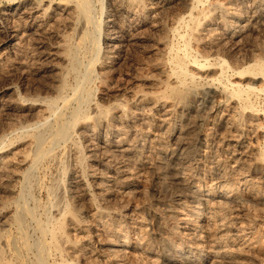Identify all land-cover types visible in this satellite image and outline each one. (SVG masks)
<instances>
[{
  "label": "rangeland",
  "instance_id": "374dc122",
  "mask_svg": "<svg viewBox=\"0 0 264 264\" xmlns=\"http://www.w3.org/2000/svg\"><path fill=\"white\" fill-rule=\"evenodd\" d=\"M251 1L203 0L199 8L207 9L212 2H220L223 3L221 10L224 14L219 10L214 17L207 15L202 18L204 25L201 27L195 28L194 22H190L188 28L181 21L182 18L189 21L194 0H91L94 8L91 15L98 21L97 25L90 26L73 0H0V264H22L7 245V238L16 230L14 215L23 208L27 211L28 206V209H34L35 218L40 217L38 221L28 218L25 227L30 238L27 241L34 244L43 236L36 221L45 223L56 216L55 201L59 202L57 198L60 196L63 205L79 209V220H74L67 213L64 234H69V237L60 243L64 250L51 253L47 264H161L155 253L145 254L133 242L150 243L155 248H161L163 236L169 234L168 209L177 205L176 193L157 184L147 164L141 161L140 153L110 152L109 155H112L106 164L101 157L107 151L98 135H105L106 130H110L105 124L94 125L91 112L98 103L110 108L124 105L122 108L126 115L129 109L137 105L136 110L133 109L136 111L134 116L138 115L139 109L146 110L150 116H159L161 106L156 99L168 93L166 88L169 84H176L170 78L173 74L171 56L173 52L180 51L187 39L192 48L190 50L201 55L210 52L214 55L210 48L227 41V46L224 45L226 49L218 56L228 62L231 69L243 70L250 63H264V27H260L263 29L260 31L259 28L252 37L245 40L239 38L240 42L236 40L238 44L229 39L230 32L236 28L235 25L230 27V23L236 22V17L245 19L247 14L248 18L251 17ZM230 9L232 12L229 13ZM86 29L91 31L93 37L96 35L94 39L100 40L99 45L86 43L98 54L97 61L92 67L89 65L90 70L82 64H87L88 58L80 46L83 45L81 37ZM209 32L211 37L207 35ZM198 37L203 39L199 45ZM210 38L214 41H209ZM74 53H77L76 57ZM188 67L189 72L196 76L216 75L214 71L204 74L201 68L192 63H188ZM86 73L91 79L87 91L91 89L78 94L74 88L80 79H85ZM231 74L232 81L241 80L259 89L264 87V79L260 76L254 80L251 73ZM203 77L191 86H201L203 83L201 88L205 90L206 80ZM229 92L231 95L230 89ZM261 92L254 95L252 101L257 112L259 110L258 123L263 128L264 88ZM205 94L203 97L208 96ZM83 101L85 114L82 112L78 124L72 127L70 135H73L68 136L70 139L62 138L54 145L47 142L43 159L35 162L37 131L50 135L54 128L69 120V117H65L73 106L77 107ZM217 101H214L215 104ZM199 104L203 106L207 103ZM209 104L204 105L200 112H208L207 108L212 106ZM236 107L230 111L235 119L239 117L240 106L237 104ZM59 114L60 118L57 117ZM143 126L147 128L145 124L138 125L141 130L145 129ZM222 131L216 132L219 133V144L223 147H227L228 143L234 144L230 139L237 135L236 131ZM260 139L263 148L264 133ZM219 156L222 163L228 165L231 162L228 154L219 153ZM82 157H85L84 160ZM257 165L260 168L262 163ZM130 170L138 176L131 187L130 182H134L125 175ZM262 175L257 173L253 179L262 182L261 186L264 187V181H260ZM245 206L236 207L238 210L234 208L230 213H233L231 218L250 223L253 227L256 225L254 228L257 232L264 225V203L248 202ZM128 213L141 217L144 233L129 230V221L125 216ZM231 218L229 220H233ZM220 233L227 232L224 230ZM263 237L264 234L260 239L264 245ZM43 240L49 238L44 237ZM123 243H131V246L126 248ZM31 250L27 252L26 259L32 264H39L35 258L36 251ZM251 256L245 261H232V264H264V256Z\"/></svg>",
  "mask_w": 264,
  "mask_h": 264
},
{
  "label": "bare ground",
  "instance_id": "6f19581e",
  "mask_svg": "<svg viewBox=\"0 0 264 264\" xmlns=\"http://www.w3.org/2000/svg\"><path fill=\"white\" fill-rule=\"evenodd\" d=\"M251 2V6L246 4L251 7V17L248 18V14L245 19L236 17V22L230 23V27L232 25L236 26V28L230 32V41H236L239 40V38L245 40V38L252 37V34L258 31L260 27H264V0H252ZM73 3H76L75 6L86 19L87 25H97L96 20L98 21V19H95V16L91 15L92 9H94L92 8L93 5L91 0H73ZM203 3V0H194L191 13L189 14V21L187 20L186 22V19L184 20L182 18L181 23L184 26L189 28V23L194 22V27L199 28L204 25L201 19L205 18L207 15H213L214 17L219 10L223 12L222 15L224 14V11L221 10L223 9V3L212 2L210 4L211 6L207 9L199 8ZM232 10L230 9L228 12L230 13ZM215 19L218 20L219 18L217 19L215 17ZM262 29L260 28V31ZM210 30L212 29L210 28ZM214 30H216V28H214ZM210 34L209 32L207 35L211 37L212 34ZM183 35L185 36L184 33ZM194 36H196V34ZM94 37L89 29L84 30L83 36L81 37V43L83 42V45H85L80 46H82L83 52H86V58H88L86 59L87 64L86 62L85 64L82 62V64L86 65L87 68L89 65L91 66L95 63L98 57V54L86 44L89 42L91 46L92 43L95 42L96 45H99V38L94 39ZM181 37L183 38V36ZM108 39H115V37H109ZM196 40L198 45L200 42L203 43L201 37L196 38ZM206 41L204 42L206 43ZM209 41H212L211 38ZM184 42L185 43L181 42L184 46L179 48L180 51L177 49L175 53L172 51L174 55L171 56L170 62L172 64L171 71H173V74L170 75V78L176 84L175 86H172L173 83L171 85L166 84L168 85L166 88L168 93H166V95H164V93V96L156 99V103H159L161 106V114L159 113V116H150L146 110L142 109H139L137 112L138 115L134 116L136 111H133V109L136 110L137 105L129 109L126 115L123 113L124 105H114V107L112 106L110 108L104 107L98 103L91 112L95 123L94 125L100 126L101 124H105V127L110 130L108 132L106 130L105 135H102L103 133L98 135V138L104 145V149H106L105 151H107L105 153L102 152L104 155L101 159L104 162L109 161L108 158L112 155H109L110 152H113V154L116 152H126L129 155L140 153L142 155V160H140L143 164H147L157 184L172 189L177 196L176 202L179 206L176 205V207L173 205L168 209V216L170 217L166 218H170V225L169 234L166 233L169 236H163V245L161 248H155L150 243L139 244L138 241L133 242V245L140 248L145 254L155 253V256H157L156 258L161 261V264H232V261L235 260L245 261L251 255H257L259 257L264 256V245L260 239L261 235L263 236L264 234V225L256 232L254 228L256 225L253 227L250 223L246 224L244 221H234V218H231L233 213L230 215L234 208L240 205L245 206L248 202L264 203V187L261 186L262 182H257V180L253 179V175L257 173H262L264 179V147L262 148L259 143L262 139H260V137L264 133V126L262 128L258 123L259 110L257 112L252 101V97L262 93L261 91L264 87L259 89L245 82H240L241 80L239 81L236 79L237 81H232L230 75H232L231 72L238 75L251 73L254 75V77H252L254 80L257 78L259 79V76L264 79V63H250L248 66H244L243 70H241L242 68L240 70L231 69L227 64L228 62L218 56L226 49L224 45H226L227 41L223 43L219 42L216 46L210 48L212 54L215 53L214 55H211L209 50L210 54H194V52L190 50L191 45L188 39ZM178 46H180V44H178ZM204 46L206 47V45ZM172 47L170 48L171 50ZM169 52L172 53L171 51ZM84 53L82 56L85 58ZM74 55L76 57L77 53H74ZM188 63H192L198 68H201L200 71L204 74L209 71H214L216 73L215 77H208V75L204 77L201 76L206 80V86H204V88L206 87L205 90L201 88L203 83L201 86H191L192 83H196V80L201 77L198 76V74L196 76L191 74L192 72H189ZM90 81L91 79H89L88 73H86L85 79H80V81L76 83L74 88V90H76L74 92L77 91L78 94L89 92L91 88L87 91V87L90 85ZM220 87H223V89L219 90ZM229 89L231 90V95L228 94ZM205 93L208 94L207 97H203ZM84 101L83 103L79 102L77 107L73 106L69 114H67V116L65 115V118L69 117V120L67 119V122L63 121L64 123L59 125L58 128L55 125L56 128H54L55 130H53V132L49 133L50 135H48L47 132V135L39 131H37V134L35 133V142L38 146V149H36L37 152H35L33 158L35 162H39L40 158L43 159V155L45 154L44 147L47 142H51L52 145H54L62 138L70 139L73 135H70L71 129L76 127L75 125L78 124V120L84 113L82 107V104L85 105ZM214 101L218 103L215 104ZM199 103H212L209 104L212 106L207 108L208 112L205 109V113H201L204 111L200 112V109H202L204 105H208L204 104L200 106ZM237 104L238 107L240 106L239 117L235 119L231 115L233 112L231 113L230 111L232 109L234 110ZM57 117L60 118V114ZM62 117L64 116L62 115ZM140 124L147 125V128L143 126L145 129L141 130V128L138 127ZM241 126H243V128H241ZM220 129L225 132L229 129H234V131H236L237 135L232 136V139H230L234 144L228 143L227 147H223L219 144V133L217 134L216 132ZM50 131L52 130L50 129ZM90 132H92V130ZM222 137H224V135ZM131 139H133V142H130ZM219 153L228 154L231 158V162L229 161L230 163L228 165L222 163ZM84 158L82 157L83 160ZM259 163H262L260 168L258 167L259 165H257ZM106 164H108V162ZM130 171H126L125 175L127 179L134 182H130L129 186L131 187L135 184V179H137L138 176L136 173ZM259 177L261 176L259 175ZM263 179L259 180L264 181ZM156 182L154 184H156ZM57 188H55V190ZM52 189L54 190V187H52ZM55 193L57 192L55 191L54 194ZM78 195L79 194H77V196ZM60 197L57 198L59 202L55 201L57 209L56 216L49 218L45 223H43V221L37 222L40 217L38 219L35 218L33 207H31L33 210L28 209L27 206V211H24V208L19 213L15 211L17 214L14 215L13 221L16 230L7 238V245L13 250L17 261L20 263L32 264L31 261L26 259L27 252L31 249L36 251V257H34L39 264H47V259H49L50 254L54 251L61 252V250H64L60 243L62 240L66 239V237H69V234H64L66 231V215L70 213L74 220H79V209L77 207L63 205V199ZM125 216L129 221V230L134 233L139 232L140 234L143 230V224L140 223L141 217L132 213L131 215H129V213L125 214ZM30 217L35 218V220L37 219L36 223L41 229L40 232L45 238L48 237L49 240H43L44 237L42 236V239L40 238L38 240L37 238L38 242H34V244L31 243L32 245L27 241L29 238L27 237L28 229L25 231V227L27 219ZM160 217H162V215ZM229 218L233 220H229ZM224 230L227 233L221 234L220 232ZM250 233L252 234L251 236H249ZM123 244L122 245L126 248L131 246V243Z\"/></svg>",
  "mask_w": 264,
  "mask_h": 264
}]
</instances>
